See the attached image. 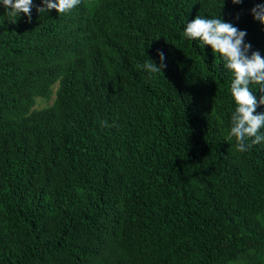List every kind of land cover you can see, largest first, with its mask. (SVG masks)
Wrapping results in <instances>:
<instances>
[{"label":"trees","instance_id":"obj_1","mask_svg":"<svg viewBox=\"0 0 264 264\" xmlns=\"http://www.w3.org/2000/svg\"><path fill=\"white\" fill-rule=\"evenodd\" d=\"M258 4L0 0V264H264V142L236 150L231 75L182 39L219 17L264 58Z\"/></svg>","mask_w":264,"mask_h":264},{"label":"clouds","instance_id":"obj_2","mask_svg":"<svg viewBox=\"0 0 264 264\" xmlns=\"http://www.w3.org/2000/svg\"><path fill=\"white\" fill-rule=\"evenodd\" d=\"M241 0H232L233 4H239ZM7 10V15L12 17V23H16L20 14H24L30 20L32 0H2ZM44 7L38 8L40 13L55 10L58 15L66 14L77 7L81 0H42ZM254 20L264 24V5H257L252 9ZM246 33L239 31L230 23L223 22L218 18H204L197 16L187 23L183 30L182 39L189 42L198 41V47L203 50L210 46L213 55L222 62L223 67L231 75L230 96L235 104L230 119L229 139H235V148L243 153L250 150L254 145L264 142V114H256L258 103L253 95L251 85H258L257 89L264 90V58L259 52H252L249 57L250 44L244 43ZM161 64L157 66L149 59L142 65L148 72L162 73L166 66L163 53H158ZM259 105H264V96L259 100ZM100 126L111 127L108 122L101 121Z\"/></svg>","mask_w":264,"mask_h":264},{"label":"rangeland","instance_id":"obj_3","mask_svg":"<svg viewBox=\"0 0 264 264\" xmlns=\"http://www.w3.org/2000/svg\"><path fill=\"white\" fill-rule=\"evenodd\" d=\"M54 89H55V87H54ZM53 98L54 97H52L49 101H45L43 99L37 98L35 108L36 109H42V108H46V107L50 106L52 104Z\"/></svg>","mask_w":264,"mask_h":264}]
</instances>
